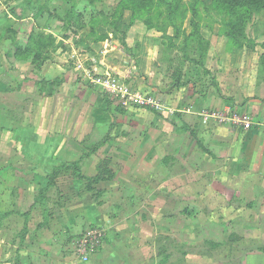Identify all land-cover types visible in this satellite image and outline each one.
Instances as JSON below:
<instances>
[{
	"label": "rangeland",
	"instance_id": "rangeland-1",
	"mask_svg": "<svg viewBox=\"0 0 264 264\" xmlns=\"http://www.w3.org/2000/svg\"><path fill=\"white\" fill-rule=\"evenodd\" d=\"M134 27L140 31L130 34L128 45ZM0 38V126L15 128L7 139L0 135V165L19 161L10 153L13 148L34 144L35 159L24 155L20 169L11 170H46L39 188L46 224L62 234L66 218L67 229H73L92 208L93 217L103 221L88 225L63 250L59 238L54 246L59 254L53 253L61 264L84 261L74 241L95 227L105 235L86 259L105 247L113 264L111 256H124L118 240L127 236L120 235L114 246L109 241L131 227V255L121 259L124 264H264V197L214 201L204 181L175 195V187L159 182L170 161L159 158L162 145L150 128L157 119L143 111L151 107H125L120 93H105L97 81L115 78L121 90L154 95L162 105L160 96L173 90L218 88L220 82L238 80L243 70L262 76L264 9L223 0H0ZM151 47H156L152 65L164 75L162 87H152L154 94L136 88ZM225 56L227 69L217 80L221 70L214 61L219 58L222 65ZM178 67L176 86L169 75ZM169 128L179 135L187 131L179 123ZM185 164L183 170H190L191 162ZM171 169L169 178L183 172ZM186 174L195 180L192 171ZM7 227L15 228L16 220L8 219ZM9 255L11 264H21L16 248Z\"/></svg>",
	"mask_w": 264,
	"mask_h": 264
},
{
	"label": "crops",
	"instance_id": "crops-1",
	"mask_svg": "<svg viewBox=\"0 0 264 264\" xmlns=\"http://www.w3.org/2000/svg\"><path fill=\"white\" fill-rule=\"evenodd\" d=\"M136 31H140V28L134 27L129 30L128 45H130V41L132 40L130 34L133 36ZM140 41L143 40L140 39ZM96 47H98V44H96ZM153 48L156 49V47H151L147 50L149 53H145L143 72L140 70V74L143 73L145 76L142 77V80H139L140 85L136 86L139 89L144 87L146 92L148 91L149 93H152L153 86L159 85L161 88L163 84L161 81L164 78V75L158 71V68L152 65V62L156 59ZM226 57L223 59L222 65L218 64L221 62V59L219 60L218 58L214 61L215 68L221 70V72L217 71L216 73L217 80L224 76L227 69ZM212 62V59L208 60V63L211 64ZM205 67L211 69L209 64L205 65ZM172 74L169 75L171 79ZM134 77L136 76L134 75ZM263 77L264 75L261 76L259 74L257 76L254 74V71L243 70L239 79H233V82H231L234 85L230 84V82H226L225 84L220 82L218 88L191 86L189 89L185 88L187 92L185 90V92L181 93L173 90L170 95L160 96L163 101V112H160L162 109H143L147 115H150L151 119H157V122L151 120L153 128L151 126L150 128L153 132L151 135H154L155 138L158 137L157 143L159 144L160 142L162 145L161 149L163 151L159 158L168 162L170 161L167 165L170 169L183 171L176 174L174 178H169L168 173L170 172L171 174L172 169L166 170L168 173L162 174L159 180V182H162L161 185L175 187V190H173L174 194L180 195L183 189L179 188L184 186L193 188L202 186L200 183L204 181L203 185L206 184V187H208L207 191H210L214 195V199H212L214 201L226 202L235 195L240 200L244 199L245 201H249V199L250 201H256L257 198L264 197ZM80 93H84L83 89ZM155 94L159 93L156 92ZM155 111H159L160 113L158 112L157 115H154L156 114ZM0 112L2 113L3 111ZM218 114L220 115L219 117L217 116ZM234 114L250 117L251 126L244 128L241 123L234 122L231 119ZM164 117L168 118V120ZM160 119L161 121L167 120L164 121L166 124L162 125L159 122ZM177 123L184 127L187 133L179 135L177 131L175 133L166 131L169 127L174 128ZM0 130V135L7 139L9 133L15 131V128L8 129L3 123L0 126ZM20 137L22 138V136ZM23 141L24 143L26 142V140ZM30 143L33 144L35 142ZM149 143H154L153 145L156 146V142L153 141L152 137L149 139ZM162 143H170L169 146L176 145V147L172 151L169 150L172 148H168V146L165 148ZM28 146L30 149L24 150V147L20 146L18 151H15L13 148L10 152L19 161L15 163L10 162V165L8 163L3 166L0 165V264H11L9 252L13 250V247L19 252L21 264H25L26 262L27 264H40L39 261H43V263L48 262V264H61L62 262L59 260L60 256L53 253L59 254V250H54L57 249L56 247L54 248L55 245H58L57 241L61 240L59 238H64L65 243L61 242L58 247L59 249L61 247L63 250V246L75 235L78 236L88 225L103 223V221L102 219H95L93 217L92 208L84 212L85 222L83 225L74 222L75 227L73 229L72 227L67 229L71 225H67L68 218H66L62 225V234L56 231L52 223L46 224L47 212L45 210V202L39 194L41 180H43V176H46V172H44L46 170H33V167L29 170H11L16 168V166L20 169L17 163L23 164L25 156L26 158L27 156H31V158L35 159L33 156L36 153L32 151L34 144ZM33 149L35 148L33 147ZM4 152L6 153V151ZM150 159L154 160L155 157ZM8 161L10 160L8 159ZM187 162H191L190 170H183L185 167L187 168L185 164ZM41 171L44 173L42 176ZM128 171L133 173V170ZM150 171L148 170V173L151 175ZM190 171L193 172V178L195 179L193 181L184 178V175H187L186 172ZM48 175L50 176V174ZM146 176V180H148V174ZM203 176L207 179L202 180ZM48 181L46 177V184H42V186L45 185L46 187ZM8 219L16 220L15 228L10 229L7 227ZM43 222L44 224H41ZM130 230H132L131 227ZM130 230H125L126 232L123 235L118 232L115 239L110 238L112 240L109 241L113 242L114 246L120 235L127 236L128 239L118 240L120 246L124 247L126 259H130L131 255L129 253L132 245V242L129 240V236L132 233H130ZM108 232L107 235H109ZM132 237L135 236L132 235ZM144 240L146 239L144 238ZM23 244L31 245L24 246ZM44 253L47 254L45 255ZM111 254L113 255L111 250L107 252V249L105 250V247H103L100 252L96 255L94 254L93 258L85 261L74 259V261L78 264H109L107 257ZM124 256L118 257L115 255L117 259L111 256L113 264H124L125 261L121 262Z\"/></svg>",
	"mask_w": 264,
	"mask_h": 264
},
{
	"label": "built area",
	"instance_id": "built-area-1",
	"mask_svg": "<svg viewBox=\"0 0 264 264\" xmlns=\"http://www.w3.org/2000/svg\"><path fill=\"white\" fill-rule=\"evenodd\" d=\"M104 88L105 93H120L123 101L121 102L125 107L132 106H142L151 107L155 109H162V105L156 100L154 95L141 94L139 92H129L128 90H121L119 84L115 78L104 76L103 78L97 80ZM220 116L219 114L217 115ZM231 119L234 122H239L244 128L251 126V118L248 116H239L234 114ZM105 235V230L100 227H95L86 231L81 237L77 238L74 243V249L78 254H82L87 260V254L94 252L97 247L101 244L103 236ZM81 256V255H80Z\"/></svg>",
	"mask_w": 264,
	"mask_h": 264
},
{
	"label": "trees",
	"instance_id": "trees-1",
	"mask_svg": "<svg viewBox=\"0 0 264 264\" xmlns=\"http://www.w3.org/2000/svg\"><path fill=\"white\" fill-rule=\"evenodd\" d=\"M223 2H226L229 4H234V5H245L248 8H253L255 10H263L264 9V0H223ZM0 40H1V38H0ZM180 74H181V68L178 67V69L174 70V72L172 74L173 85L177 86V85H179V83H181L178 79ZM58 170H59L58 167H54V172H57ZM50 176L52 177V175H50ZM53 176H54V174H53ZM47 179L50 180L49 178H47ZM39 194H40V197H42L41 190L39 191ZM15 264H19V263L16 262Z\"/></svg>",
	"mask_w": 264,
	"mask_h": 264
}]
</instances>
